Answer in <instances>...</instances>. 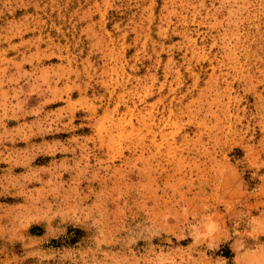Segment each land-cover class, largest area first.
I'll return each instance as SVG.
<instances>
[{
  "label": "rangeland",
  "instance_id": "1",
  "mask_svg": "<svg viewBox=\"0 0 264 264\" xmlns=\"http://www.w3.org/2000/svg\"><path fill=\"white\" fill-rule=\"evenodd\" d=\"M0 264H264V0H0Z\"/></svg>",
  "mask_w": 264,
  "mask_h": 264
}]
</instances>
